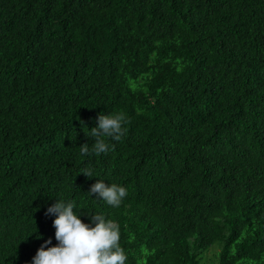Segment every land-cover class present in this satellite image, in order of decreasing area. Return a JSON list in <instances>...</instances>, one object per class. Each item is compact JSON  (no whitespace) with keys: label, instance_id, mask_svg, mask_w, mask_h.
Listing matches in <instances>:
<instances>
[{"label":"trees","instance_id":"obj_1","mask_svg":"<svg viewBox=\"0 0 264 264\" xmlns=\"http://www.w3.org/2000/svg\"><path fill=\"white\" fill-rule=\"evenodd\" d=\"M61 199L126 264H264V0H0V264L57 244Z\"/></svg>","mask_w":264,"mask_h":264},{"label":"clouds","instance_id":"obj_2","mask_svg":"<svg viewBox=\"0 0 264 264\" xmlns=\"http://www.w3.org/2000/svg\"><path fill=\"white\" fill-rule=\"evenodd\" d=\"M127 117L123 112L98 116V127L92 128L90 137L94 143L79 147L80 154L86 156L102 153L106 154L110 145L105 138L120 141L126 134L124 127ZM114 148V145L112 146ZM91 178V169L81 172ZM90 194H95L111 207H119L127 197V189L118 184H105L98 180L92 185ZM74 202H66L63 199L47 209L46 215L55 214L52 226L55 229V246L48 239L37 250L32 259V264H126L127 255L120 245V229L118 223L106 219L102 214L89 216L91 224H86L75 211Z\"/></svg>","mask_w":264,"mask_h":264}]
</instances>
